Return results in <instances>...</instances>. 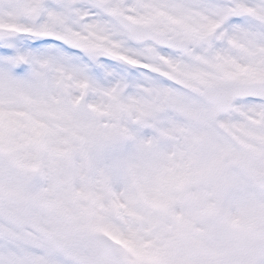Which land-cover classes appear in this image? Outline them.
Here are the masks:
<instances>
[{
  "label": "snow or ice",
  "instance_id": "snow-or-ice-1",
  "mask_svg": "<svg viewBox=\"0 0 264 264\" xmlns=\"http://www.w3.org/2000/svg\"><path fill=\"white\" fill-rule=\"evenodd\" d=\"M0 264H264V0H0Z\"/></svg>",
  "mask_w": 264,
  "mask_h": 264
}]
</instances>
